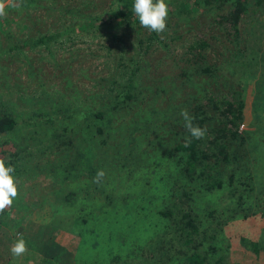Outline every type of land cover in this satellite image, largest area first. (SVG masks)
<instances>
[{"label":"rangeland","instance_id":"1","mask_svg":"<svg viewBox=\"0 0 264 264\" xmlns=\"http://www.w3.org/2000/svg\"><path fill=\"white\" fill-rule=\"evenodd\" d=\"M245 1L235 27L224 18L231 2L166 0L160 34L111 19L120 0H16L17 8L6 9L0 116L12 114L17 126L0 135V159L14 162L18 196L5 211L8 224L0 225V264H21L10 251L19 234L33 264H82L77 257L110 264L97 259L127 238L154 246L151 253L123 251L115 264H138L150 254L180 264L189 246L174 221L183 212L202 230L219 229L209 231L216 252L208 244L204 250L233 264H264V0ZM41 36L49 47L33 44ZM236 98L244 119L237 135L225 138L223 101ZM183 109L206 129L203 144L219 137L227 145V161H208L224 184L167 179L180 174L177 146L191 139ZM99 170L105 176L94 183L91 171ZM148 190L157 192L160 211L173 209V220L149 212ZM58 216L67 230L54 224Z\"/></svg>","mask_w":264,"mask_h":264},{"label":"trees","instance_id":"2","mask_svg":"<svg viewBox=\"0 0 264 264\" xmlns=\"http://www.w3.org/2000/svg\"><path fill=\"white\" fill-rule=\"evenodd\" d=\"M121 1V8L118 9V11H113L110 13L109 17L111 19H126L129 23L134 24H140L138 18L135 16V14L132 12V7L134 4V0H120ZM225 2H231L232 9L231 11L224 16V18L227 21H230L235 25V27H238L240 20L244 17L247 10V2L245 0H223ZM263 0H260L262 2ZM183 9H187L186 5L183 4ZM42 43L45 46L49 47L50 45H46L47 38L46 36H41L40 38L36 39V41L33 44ZM48 43H50V40H48ZM236 64L240 65L239 58L237 59ZM126 97L128 99H134V94L128 92L126 94ZM222 102V101H221ZM224 104L226 103V106L224 105L225 110L222 109L224 117L226 119V123L224 124V127L220 130L221 136L227 138L229 134H232L233 136H236L238 133V128L244 119L243 115V109H244V102L242 99H235L233 101H223ZM222 102V103H223ZM62 110V108H60ZM97 119H104L105 115L104 112L98 111L94 112ZM42 116V114H41ZM229 122L231 123L229 125ZM17 126V119L12 115H4L0 116V135L4 133H9L15 129ZM235 128L233 130L232 128ZM104 128L101 126H97V132L96 133H104ZM205 142V141H204ZM208 144H203L200 139H195L191 137V139L188 142L185 143H179L178 152L175 154L177 158V166L179 169V175H173V176H166L168 180L171 181V179L178 180L183 179V181H187V178L189 180H197L202 179L206 180L207 184L210 185V182L213 181L212 185L218 186L224 184V177H219L221 174L219 171L217 174H211L209 172L210 167H212L209 164V160L211 158H214L215 163H219V161H227L229 159V153L226 150L227 145L224 143V141H220L219 137H215L214 139L208 141ZM212 145L213 147H210ZM203 146V147H202ZM206 146V147H205ZM83 149H88V145H83ZM84 152V154H83ZM79 151L78 153H81V157H84L86 155V151ZM80 157V158H81ZM6 165L11 166L14 168V162L11 159H5ZM90 162V160L88 161ZM13 163V164H12ZM72 164L75 165V162ZM98 172V171H97ZM91 173L96 176V171H91ZM91 175V176H93ZM223 175V174H222ZM93 177V178H94ZM178 177V179H176ZM213 179V180H212ZM211 180V181H209ZM180 181V180H178ZM98 185V184H96ZM211 186V185H210ZM213 188V186L209 187ZM182 189V186L180 187ZM147 191V190H146ZM145 191L143 194V199L148 201L149 203V212L151 214H158L159 218L163 221L165 219H168L172 217L173 209L167 208L164 210H159L156 205H154L155 202L158 200L156 199V193L155 191L151 192L148 190V193ZM160 194H158L159 197ZM154 206H156V209L152 212ZM159 206V205H158ZM130 207V206H127ZM120 209H125V205H120ZM122 210V211H123ZM115 211L114 214H122L121 212ZM172 212V213H171ZM145 213V212H144ZM134 214V213H133ZM211 214V213H210ZM124 215V214H122ZM174 223L179 224L177 228L181 231L179 241L183 243L185 246H189L188 250L184 253V255L181 257V263L180 264H233L230 261H228L227 255H213L214 252H216L215 245L213 244V240L215 239L214 234H210L209 231L214 230L217 232L219 229L217 227H214L213 225H209L208 227H204L202 230V226L200 224V220L198 222L196 219L191 217L189 213H182L181 220H175ZM8 222L6 221V214L5 212L0 214V225L6 226ZM54 224L57 226H61L64 224V219L62 217H57L55 219ZM112 225V224H111ZM65 230H67V224L63 225ZM125 226V223H123V227ZM122 227V228H123ZM224 226L221 227V229ZM119 230V227H118ZM165 231V228L161 231H152L151 233L154 234L153 236H150L151 240H155V237L157 238L160 234H162ZM208 231V233H207ZM130 237V236H128ZM128 239V238H127ZM127 239L125 243L121 244L120 248L110 245L109 249L107 251V257L104 259H100L99 257L97 260L100 262L103 260H109L110 264H115L116 261H120L123 256V251L132 250V253L134 252V249H143L144 251H149L151 253V248L154 246L152 244H149L144 241H136L133 239L132 242H127ZM158 242L161 243V247L165 249H169V245L165 244V241H162L161 237H159ZM208 244V247L212 249L213 253L204 250V246ZM125 249H121L124 248ZM259 248V247H257ZM263 248V247H262ZM128 254V253H127ZM127 256V255H125ZM33 254L30 252L26 256H22V259H20L21 264H33ZM97 258V257H96ZM11 262V261H10ZM9 262V264H10ZM77 262L82 264H91V259H83L80 257H77ZM126 262V261H125ZM125 262L123 264H125ZM138 264H164L161 262V260H155V258L150 254V256H142V260L138 262Z\"/></svg>","mask_w":264,"mask_h":264},{"label":"clouds","instance_id":"3","mask_svg":"<svg viewBox=\"0 0 264 264\" xmlns=\"http://www.w3.org/2000/svg\"><path fill=\"white\" fill-rule=\"evenodd\" d=\"M8 7L17 8L16 0H0V17H4ZM132 12L138 18L142 27L155 32L157 34L163 33L167 28L168 5L166 0H134ZM184 120V127L190 133L191 137L201 139L206 134V129L199 125H194V117L189 114L187 109H183L180 113ZM15 169L6 165L3 159H0V214L4 213L11 207L13 201L18 196V187L16 180L12 173ZM105 176L103 170H99L93 178L94 183H100ZM11 254L18 258L27 252L26 241L22 234L11 246Z\"/></svg>","mask_w":264,"mask_h":264}]
</instances>
